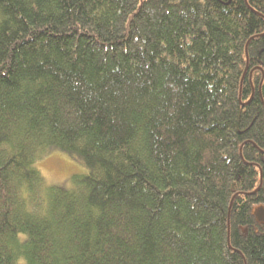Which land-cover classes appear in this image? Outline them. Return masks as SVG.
<instances>
[{"label": "trees", "instance_id": "obj_1", "mask_svg": "<svg viewBox=\"0 0 264 264\" xmlns=\"http://www.w3.org/2000/svg\"><path fill=\"white\" fill-rule=\"evenodd\" d=\"M255 205L264 0H0V264H264Z\"/></svg>", "mask_w": 264, "mask_h": 264}, {"label": "rangeland", "instance_id": "obj_2", "mask_svg": "<svg viewBox=\"0 0 264 264\" xmlns=\"http://www.w3.org/2000/svg\"><path fill=\"white\" fill-rule=\"evenodd\" d=\"M36 167L47 186H60L68 190L74 188L70 177L86 171L82 164L56 149L47 150L45 155L36 162ZM254 212L257 218L264 216L261 207L257 205L254 207Z\"/></svg>", "mask_w": 264, "mask_h": 264}]
</instances>
